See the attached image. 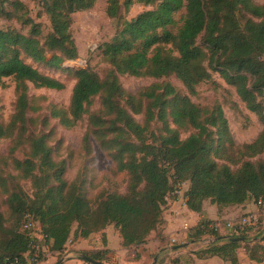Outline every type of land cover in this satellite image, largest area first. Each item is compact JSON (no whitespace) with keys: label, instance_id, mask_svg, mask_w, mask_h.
Segmentation results:
<instances>
[{"label":"trees","instance_id":"16d2710c","mask_svg":"<svg viewBox=\"0 0 264 264\" xmlns=\"http://www.w3.org/2000/svg\"><path fill=\"white\" fill-rule=\"evenodd\" d=\"M95 1L43 0L51 32L42 35V41L40 25L25 15L17 16V20L29 25V35L0 30V87L5 79H12L17 93L15 113L6 127L0 126V138L15 132V144L26 141L23 124L28 110L27 83L56 91L63 88L57 80L26 64L22 56L55 69H62L66 60L76 59L77 48L70 33L72 15L90 10ZM106 3L107 16L116 18L121 7L128 10L134 3L151 5L153 1ZM24 8L21 0H0V15L7 19L15 18L16 12ZM45 51L52 53L49 60L43 57ZM101 56L111 68L103 78L89 68L72 71V120L64 119L62 123L74 124L87 113L92 100L100 97L101 114H92L88 119L91 135L104 150L110 151L117 171L127 175L126 193L109 194L94 206L81 195L68 194L62 169L52 159L49 137L30 138L28 156L15 160L14 167L22 178L31 180L34 195L30 199L21 191H13L8 196L11 215L20 219L19 231L0 223V264H29L26 253L30 240L22 228L27 214L39 222L49 250L54 253L64 250L73 223H77L82 239L112 225L122 248L139 246L165 223L163 211L166 197L173 191L172 179L174 183H187L185 204L194 213L200 214L207 200L219 212L247 201L264 202V160L251 161L264 155V108L256 96H264V60L260 59L264 57V4L257 5L252 0H160L155 9L123 22L114 37L101 46ZM210 72L235 89L262 125L256 139L242 146L238 159L226 155L225 141L231 144L232 140L219 105L211 110L201 108L176 94L168 83L152 86L135 97L126 93L118 81L122 75L154 79L174 76L193 94L198 84L211 80ZM160 89L163 91L158 93ZM142 99L148 101L144 106ZM141 113L143 126L133 118ZM167 116L174 126L194 132L181 140L168 124ZM155 119L162 123L159 135L149 133L148 126ZM218 160L226 163L219 164ZM229 164L237 168L232 170ZM262 222L261 218L256 228L239 236H222L218 228L215 230L216 223L200 221L190 229L189 241L198 242L204 237L216 241L196 251L195 258L216 257L238 264L237 251L242 248L250 260L264 261V247L260 244L264 243ZM261 235L260 240L252 241ZM236 237L245 241L236 242ZM106 253L108 250H98L83 255L101 264Z\"/></svg>","mask_w":264,"mask_h":264},{"label":"rangeland","instance_id":"374dc122","mask_svg":"<svg viewBox=\"0 0 264 264\" xmlns=\"http://www.w3.org/2000/svg\"><path fill=\"white\" fill-rule=\"evenodd\" d=\"M24 9L17 11L15 18H5L0 15V30H15L23 35H29V25L23 24V21L17 20V16L25 15L26 19H30L34 23L40 25L41 41L42 35L51 32L48 16L45 14L43 0H21ZM124 0H120L122 3ZM153 4L145 5L134 3L128 10L121 7L119 16L110 18L106 14L107 0H96L94 6L87 11L77 12L72 15V23L70 33L77 48L78 57L74 60H66L62 64V69H55L44 65L43 63H34L31 59L22 56L24 62L35 68L40 74L57 80L63 85L62 90L56 91L45 88H35L32 84H26V99L28 102V110L24 115V136L26 141L16 143V133L12 136H2L0 138V223L4 228H17L19 231V217L12 216L8 207V196L13 191H21L28 198H33L34 190L30 179H24L20 175V171L15 169L14 161L24 160L29 153L28 140L30 138L46 135L49 137L48 145L52 149V159L57 164V168L62 169L61 177L66 182V190L68 194L81 195L92 206L98 201L106 198L109 194H125L127 188V175L118 172L116 164L111 157L110 151L104 150L100 143L91 135V128L88 122L89 116L92 114H101L100 97L96 96L91 105L87 109V113L70 126L63 125L62 121L72 120L69 115V106L72 91L75 85L74 70L89 68L103 78L110 70L108 63L102 60L101 46L109 42L116 32L121 28L123 22L132 20L138 14L153 10L156 8L160 0H152ZM254 4L262 5L264 0H252ZM12 11L11 8L8 9ZM180 15H176L179 19ZM180 25V24H179ZM200 44V37L197 38V45ZM52 53L44 52V59L49 60ZM260 59L264 60L262 56ZM63 69H69L63 70ZM211 80L198 84L191 94L182 83L174 76L164 77L160 79L154 78H135L128 75L118 76V81L122 89L135 97L146 91L148 88L166 83L170 84L176 94L187 97L195 105L212 109L219 105L228 121V128L231 136V144L225 141L228 148L226 155L239 158L238 152L242 146L253 142L262 130V125L257 116L250 112L241 99L237 96L235 89L227 85L218 74L210 72ZM252 81L249 79L248 85ZM163 91L160 89L158 93ZM257 102L264 108V96L258 95ZM17 93L15 91V83L12 79H5L3 87H0V126L6 127L12 120L15 113ZM170 98H168V101ZM143 106L148 103L142 99ZM128 109V106H125ZM169 109V107H167ZM144 110V109H143ZM129 111V109H128ZM169 112V110H166ZM134 120L141 126L144 125V114L133 115ZM168 124L176 130L179 138L185 140L194 131L191 129L184 130L176 127L171 123V118L167 116ZM149 133L159 135L162 132V123L153 120L149 126ZM6 136V137H5ZM87 137V143L85 141ZM149 140L154 145L151 137ZM264 160V155L251 159L253 162ZM219 164L225 161H217ZM232 170L237 167L230 165ZM172 179V192L167 196L168 202L164 208L165 215H172L169 211L168 203L178 197L173 194L178 190L183 193L188 187L187 183H174ZM262 211L264 209L262 208ZM264 216V213H263ZM32 218V217H31ZM33 219V218H32ZM264 219V218H263ZM39 224V222L33 219ZM21 222V221H20ZM186 221L181 223L179 228H175L176 232L172 236L162 238V232L168 225L166 221L162 227L152 232L146 239L145 243L139 246H133L125 249L120 245V238L113 226L106 227V233L99 232L90 235L88 239L79 237L77 223H73L71 227V235L65 244V248L61 253H54L49 250V244L46 241L42 243L44 250L39 256V260L34 262L31 258H26L29 264H39L41 262L51 261L55 264L61 258H64L62 264H86L83 263L81 255L89 252L91 248L101 246V242L106 246V236L108 253L104 256V262L101 264H181L179 257L185 260V253L176 256L170 254L163 256L159 253L161 248L167 246H176L187 241L189 234V225H184ZM184 225V226H183ZM259 225V224H258ZM264 227V221L261 227ZM178 229H180L178 231ZM226 235L228 234L224 228ZM174 240V242L172 241ZM157 240V241H156ZM161 244H160V242ZM82 246H78V245ZM41 246V243H39ZM188 246V245H186ZM189 249V248H188ZM190 255L195 254V250L190 248L187 250ZM156 257V254H158ZM188 258L192 261L190 256Z\"/></svg>","mask_w":264,"mask_h":264},{"label":"crops","instance_id":"0c3cea01","mask_svg":"<svg viewBox=\"0 0 264 264\" xmlns=\"http://www.w3.org/2000/svg\"><path fill=\"white\" fill-rule=\"evenodd\" d=\"M186 191H187V187H186V189H184L183 193L180 192L178 197H176L174 200H172L171 202L168 203L169 211L172 213V215H165V217H164V220H165V222L166 221L168 222V225L166 226V228L162 232V238H167L169 236H172L173 233L176 232L175 228H179L183 221H186L184 224H187V226L189 225L188 231H190V229L194 228L202 220L214 222L218 226V230H217L218 233L222 236H225V233H222V232H225V230H224L225 223H227L228 221H237L239 218H241L242 216L247 215V214H256L259 217V223H260V219L264 218V216H263L264 211H262V208L258 207L253 201H247L245 204L240 205V206L224 208L221 210V212H219L216 205L211 204L210 201L207 200V201L203 202L202 212L200 214L191 212L187 209V207L185 205V200H186L185 192ZM263 221H264V219H263ZM179 230L180 229H178V231ZM105 231L106 230H103L102 232L106 233L107 231L106 232ZM262 235H264V232L262 233ZM262 235L258 238H252V241L256 242V241L260 240ZM183 237H186V239H187L186 242L178 244L176 246L169 245V246H167V248L163 247L159 250V253H163V256H167L170 254H175L176 256H179V255H183L185 253V255H183V256H185L184 261L182 260V257H179V261L181 264H228V263L223 262L222 260H220L219 258H216V257L208 258V259H197V258H195L194 255L186 254V253H188L187 250H189L190 248H193L195 250L194 252H196L200 249L206 248L207 245L211 244V242L214 239L209 238V237H204L198 242L189 241L188 232ZM107 241L108 240H107V236H106V246H104L101 242H99L101 244V246L95 248L94 250L91 248V250L89 252L98 251V250H106V251L110 250V251H112L111 249L108 248ZM160 244H161V242H160ZM260 244L264 247L263 242H260ZM186 245H188V246H186ZM78 246H82V245L80 244ZM159 253L156 254L155 258L158 257ZM188 256H190L191 259H193V260L191 261L188 258ZM237 259H238V264H264V261L255 262V261L250 260L247 256L246 252L242 248H240L237 251ZM39 264H51V261L48 260L46 262H41Z\"/></svg>","mask_w":264,"mask_h":264},{"label":"built area","instance_id":"2783aa9c","mask_svg":"<svg viewBox=\"0 0 264 264\" xmlns=\"http://www.w3.org/2000/svg\"><path fill=\"white\" fill-rule=\"evenodd\" d=\"M173 194H180L178 190L174 191ZM168 197H166V202H168ZM186 202V200H185ZM186 205V204H185ZM258 207L264 209V202L259 201L256 204ZM259 224V217L256 214H247L239 218L237 221H228L225 223V229L228 234H233L239 236L242 233L247 232L250 229H254ZM187 226V224H184ZM215 230L218 226L215 225ZM22 228L27 232L28 238L30 240L29 250L26 253V258H31V260H36L39 258L41 252L44 250L42 248V243L45 244L47 241V236L43 234L40 226L35 222L28 214L24 216L22 221ZM174 242V240L172 239ZM41 243V246L39 245Z\"/></svg>","mask_w":264,"mask_h":264},{"label":"water","instance_id":"95a60500","mask_svg":"<svg viewBox=\"0 0 264 264\" xmlns=\"http://www.w3.org/2000/svg\"><path fill=\"white\" fill-rule=\"evenodd\" d=\"M223 239H226V237H223ZM233 240L236 241V242H240V243H243V242L245 241V239H244V238H241V237H236V238H234ZM215 241H216V240H213L211 243H213V242H215ZM80 257H81V259H83V260H85V261H88V262H90V263L99 264V263H95V262H93L92 260H90L89 258H87V257L84 256V255H81ZM63 262H64V258H61V259L58 260L55 264H62Z\"/></svg>","mask_w":264,"mask_h":264}]
</instances>
